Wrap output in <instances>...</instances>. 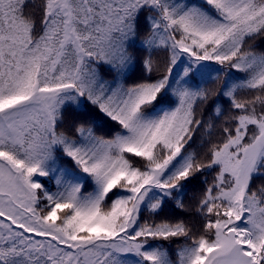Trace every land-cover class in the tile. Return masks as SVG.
Instances as JSON below:
<instances>
[{
	"label": "snow or ice",
	"instance_id": "1",
	"mask_svg": "<svg viewBox=\"0 0 264 264\" xmlns=\"http://www.w3.org/2000/svg\"><path fill=\"white\" fill-rule=\"evenodd\" d=\"M257 40L264 0H0V264H264Z\"/></svg>",
	"mask_w": 264,
	"mask_h": 264
},
{
	"label": "trees",
	"instance_id": "2",
	"mask_svg": "<svg viewBox=\"0 0 264 264\" xmlns=\"http://www.w3.org/2000/svg\"><path fill=\"white\" fill-rule=\"evenodd\" d=\"M146 36V31L141 30L140 39L143 40ZM258 50H264V41L257 40L255 42ZM148 55L147 52H145L142 49H138L136 51V57L138 60H143ZM166 53L163 50L157 49L155 52H153L151 58L154 62V65L156 66L158 71H154L151 74H147L143 71L142 67L138 65L137 70L130 76L129 83L134 82L136 80H139L141 78H146L147 76H151L152 78H158L164 68L165 60H166ZM209 68H220L221 71L219 73L212 72L213 81L209 82L206 85H202L203 87H207L212 90H218L224 83L226 79H228L229 73L232 75L233 82L236 81V77L239 75L235 72V70L229 69L226 66H220L216 65L214 63H209ZM198 80L200 77L197 78ZM174 99V97H173ZM91 107V106H90ZM93 112H97L96 109H92ZM86 118L89 122H93L92 116L87 117H81ZM97 134L104 135V136H110L112 133L118 129V126L115 125L114 122H111L106 117H103L102 115L97 113V118L94 120ZM217 127L220 126L221 123H223V118H221L220 121H217ZM199 143V141L197 142ZM57 177H59L62 180H68L71 179L70 177H66L63 173H57ZM48 188H50L52 191H55L57 189L56 180H51L48 185ZM203 189V185L199 182L195 183L194 185L189 186L187 189V192L185 195L180 197L182 199L185 208L180 209L175 206V203L173 201H169L168 204L165 205L163 212H161L160 217H153L148 211L144 212V219H159V218H170V219H185L192 221L194 223H198V217L195 214V206L196 201L199 198L201 192ZM87 190H91V187L88 186Z\"/></svg>",
	"mask_w": 264,
	"mask_h": 264
}]
</instances>
